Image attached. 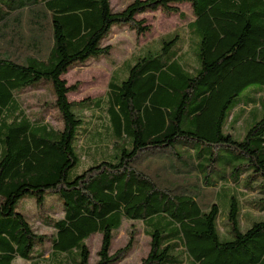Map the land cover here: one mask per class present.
<instances>
[{"label":"trees","instance_id":"1","mask_svg":"<svg viewBox=\"0 0 264 264\" xmlns=\"http://www.w3.org/2000/svg\"><path fill=\"white\" fill-rule=\"evenodd\" d=\"M184 3L194 17L187 25L197 46L193 68L181 62L173 35L155 54L138 58L125 80L112 77L104 98L68 101L77 88L62 76L74 64L109 55L102 41L112 27L142 35L149 27L136 16L160 10L183 17L177 4ZM41 81L52 84L61 129L31 120L19 101ZM245 91L254 94L249 103L258 96L263 112L249 113L253 125L237 141L226 126ZM260 93L264 0H132L116 12L110 0H0V264H41L47 240L45 264H90L86 241L95 234L101 240L94 264H115L134 242L131 232L110 254L123 221L141 223L149 237L141 264H264ZM86 110L100 115L87 136L80 131ZM244 112L231 118L232 130ZM84 136L101 157L77 169L75 147ZM194 175L197 186L190 183ZM242 188L258 194L248 205L259 216L243 214L245 231L236 196ZM46 194L64 209L47 223L50 239L17 212L23 198L32 196L41 206Z\"/></svg>","mask_w":264,"mask_h":264},{"label":"rangeland","instance_id":"2","mask_svg":"<svg viewBox=\"0 0 264 264\" xmlns=\"http://www.w3.org/2000/svg\"><path fill=\"white\" fill-rule=\"evenodd\" d=\"M132 0H110V7L112 11H120L124 9ZM179 12L183 14L180 17L178 14H165L160 10L155 12H146L143 15L136 16V20L144 19L149 31L137 35L135 31L128 26L116 25L112 27L109 34L102 41L103 46L109 45L111 52L107 56L92 57L84 63L74 64L68 72L62 76L66 82L67 87L76 86L75 92H70L67 95L69 102H80L82 100H92L97 98H104L108 90V84L113 77L114 82L120 83L125 80L128 75V68L133 66L138 58L144 57L148 53L155 54L161 47L159 44L163 39H168L173 35L178 36V41L175 48H180V55L183 63L192 67L197 64V58L194 55L197 48L195 39L191 38L187 25L193 22L194 17L189 4H177ZM193 68V67H192ZM259 95H262L260 93ZM254 94L250 91L242 93L236 101V108L231 113L227 122L226 129L231 132L235 140H242L253 125L249 113L256 111L262 115L263 109L255 96V101L249 103V98ZM264 98V95H262ZM19 101L26 114L31 120H43L54 129H61L62 123L59 113L54 108V94L51 82H38L31 88L24 90L18 95ZM245 110L244 115L240 117L239 121L233 125V130L230 128L231 118H238V111ZM239 115V114H238ZM260 115V117H261ZM99 112H84L83 125L80 129L84 134L92 133L95 128H98L100 123L98 121ZM226 133V132H225ZM84 136L75 151L79 157L77 169L87 168V165L93 163L97 157H101L98 152L92 151L93 144L86 143L88 137ZM109 145V143H105ZM83 146V148H82ZM85 150L83 152V150ZM87 147V148H86ZM90 148V149H89ZM88 149V150H87ZM197 176H193L190 181L191 185H199ZM205 191L204 188H201ZM237 198L241 203L242 215L249 214L251 217H258L259 212L253 210L248 205L249 202L257 198L256 191L247 192L243 188L237 193ZM227 205L221 204L223 214L227 215ZM63 204L52 194H46L43 203L39 206L32 196L23 198L17 206V212L24 216L27 223L39 235H43L46 239H50L53 229L47 224L50 221L60 219L63 213ZM225 215H221L218 219V230L222 233L225 230ZM248 225V220L245 215L241 217V226ZM245 227L242 231L247 230ZM131 232L133 234V247L131 251L120 261L115 264H141V261L147 256L149 252V237L143 232L142 224L139 222L123 221L121 228L114 232L110 254H114L119 249L123 248L130 238ZM100 235H92L86 241V245L90 252V264L97 261L96 253L100 246ZM43 256L40 259L41 264H45L50 255V244L48 240L42 246ZM13 264H32L28 261L17 259Z\"/></svg>","mask_w":264,"mask_h":264},{"label":"crops","instance_id":"3","mask_svg":"<svg viewBox=\"0 0 264 264\" xmlns=\"http://www.w3.org/2000/svg\"><path fill=\"white\" fill-rule=\"evenodd\" d=\"M53 234V233H52Z\"/></svg>","mask_w":264,"mask_h":264}]
</instances>
